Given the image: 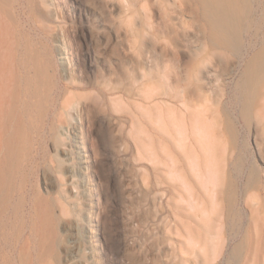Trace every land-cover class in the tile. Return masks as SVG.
<instances>
[{
  "label": "rangeland",
  "instance_id": "374dc122",
  "mask_svg": "<svg viewBox=\"0 0 264 264\" xmlns=\"http://www.w3.org/2000/svg\"><path fill=\"white\" fill-rule=\"evenodd\" d=\"M23 5L16 15L30 25L18 40L38 48L49 96L38 134L26 122L31 154L20 158L0 206V264H264V117L252 116L247 128L238 98L249 54L239 67L232 51L209 44L195 0ZM192 101L221 138L222 177L211 172L208 151L179 132L180 118L197 109ZM68 111L82 118L76 128ZM76 133L88 151L75 146ZM252 167L258 182L248 189ZM40 194L53 220L42 243Z\"/></svg>",
  "mask_w": 264,
  "mask_h": 264
},
{
  "label": "bare ground",
  "instance_id": "6f19581e",
  "mask_svg": "<svg viewBox=\"0 0 264 264\" xmlns=\"http://www.w3.org/2000/svg\"><path fill=\"white\" fill-rule=\"evenodd\" d=\"M43 1L46 2V0ZM195 2L197 4L198 15L204 21L206 27L205 34L209 44L217 49L219 48V50L222 49V52L223 50L232 51L236 57L235 64L239 67L243 56L245 54H249V58L245 62L240 83L238 85L241 117L248 128L250 126L252 116L261 117L262 119L264 117V0H195ZM20 6L24 7L23 0H0V147L3 151V155L0 156L1 207L6 204L8 200L7 192L11 187L12 176L16 171L18 163L20 162V158L22 155L29 156L31 154L32 136L26 122L31 121L33 126L36 127V134H38L40 128L43 126V122H45L44 120L46 119V104L49 96L46 92V67L43 61H40L38 48L35 47L36 45L34 42H31V40L26 41L25 44H22L21 41L18 40V37L21 35H27L26 31H29V28L27 27L30 25L27 20H25V24L23 23V15H16V12L18 13V7ZM24 14L27 15L26 12H24ZM14 50L17 51L18 54H16ZM13 53L17 56L14 57ZM7 68L13 70V73L8 75L6 73ZM31 71L33 73H31ZM90 95V92L79 94L73 93L71 97L81 99L83 97H90ZM188 105L190 107L189 109L194 106H196L197 109L190 110L185 119L182 117L180 118V126H178L179 132L190 138L191 145H193V147L196 145L198 149L200 148L201 154L202 150L206 152L208 151L207 153L209 154L207 155L209 156V160L206 153L204 154L207 156L206 162H209L208 164H210L208 165L210 166L209 168L212 169V171H209L215 173L217 177H222L224 172L222 168L224 166L221 168V161L224 156V147L221 144L222 142L219 141L221 138L215 133V130L213 131L210 129L212 128L211 121H208L203 114L198 112V103L192 101L188 102ZM67 117L70 119L68 122L69 127L76 128V123L82 121L81 117L78 115L75 116L70 111H68ZM257 119L259 120V118ZM170 121L173 122V119H170ZM226 130L229 132L231 138L235 137L236 132L231 124H229ZM33 131L34 130H32V133ZM66 132L67 133L64 138H67L70 140L69 142H72L68 133V128ZM261 134L264 135V126ZM75 137L77 138V140L76 138L74 140V142H76L75 146L79 147L82 151H88L89 147L85 143L86 138H83L80 133H76ZM178 141V143L181 142L180 140ZM189 150L192 151V149ZM76 153H79L81 159L85 158L82 162L90 160L89 153H81L79 151ZM192 155L194 159H196L197 153ZM205 155H203V157ZM203 163L205 162L203 161L202 164ZM83 168L84 167H82V169ZM212 173L210 175H212ZM256 173V168L252 167L249 169L247 180L248 189L256 187L258 182ZM206 174L207 173L202 175ZM212 176L214 178V175ZM39 199H41V194L34 200V212L36 217V230L40 235L39 239L42 243L46 242V229L48 232L51 231L53 226L51 221L53 220L51 219L52 214L46 212V207L40 205ZM255 219H253V221ZM209 220H206L207 230L210 228L211 231V220ZM259 227L261 228V226ZM185 228L189 237L187 240L188 244L192 245L196 239L195 237H191V235H189L191 231L190 228H187L186 226ZM261 231L259 230V234ZM254 234H256V232ZM197 235H199V233H197ZM201 235L202 234H200V236ZM200 236L197 238H200ZM207 237L206 239H209ZM202 238L204 239L205 236ZM212 242L213 241H209V243ZM205 243L206 242H204V244ZM202 247L204 249L203 245L200 246V248ZM236 250L237 249H235V251ZM207 251H209V249ZM254 251L256 252L255 249ZM207 253L203 254L208 255ZM38 256L41 260H46V246L41 248ZM248 256L249 255H247V257ZM250 260L249 263L251 264L252 260ZM258 260L253 261L255 263L258 262ZM249 263L247 262V264Z\"/></svg>",
  "mask_w": 264,
  "mask_h": 264
}]
</instances>
